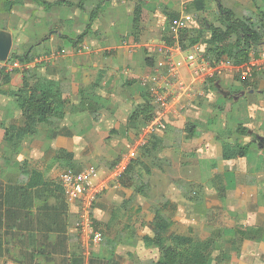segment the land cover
Instances as JSON below:
<instances>
[{"label": "crops", "instance_id": "1", "mask_svg": "<svg viewBox=\"0 0 264 264\" xmlns=\"http://www.w3.org/2000/svg\"><path fill=\"white\" fill-rule=\"evenodd\" d=\"M72 2L75 1L73 0ZM24 3L26 2L23 0L22 5ZM135 3L136 1L132 2V0L105 2L102 5L100 17L95 21L93 26L92 32H94V35H88L82 43L77 45H75L74 41L76 39L72 35L75 34L76 37L80 36L77 31L81 27H83L82 33H84L90 18L86 25L79 23L80 25L77 27V21L73 20L71 15H67L65 12L63 13V17L58 16V21L54 25H51V29H54L53 34L43 39L38 45L33 44L28 50L29 53H33L36 50L38 54L36 57H32L30 61L51 54L52 52L59 54L55 59L47 60L31 68L36 70L40 67L31 76L32 79L30 82L36 84L39 90H50L56 93L59 99L63 96L62 100L65 103L61 107L62 112L58 113L59 118H62V121L58 123H61V126L54 133L47 134L46 137L48 141H57V147L66 153L65 158L67 162H71L77 158L73 154L74 147L72 148L71 144V141L76 136L73 132V126L75 124L86 123L88 121L87 117H91L93 114L92 108L98 109V106L100 110L102 108L100 111V121L98 120L99 123L97 120L92 119L95 124L108 126L111 123L116 130L117 137L125 138L126 140L127 136L131 135L129 126L134 121L132 119L129 121V118H125L126 115L121 112L125 108V105L120 104V97L124 95L121 94L120 96L119 91L127 94L125 87L136 84V82L139 83L140 81L143 84V78L148 76L149 73L146 74L148 71L152 70V72H156L161 70V68L157 69L156 67L153 69L155 60L152 56H150V59L153 60V64L152 66L148 64V51L151 55L152 52H155L154 54L158 57L157 61H159L158 65L162 68L164 66L165 69H163L168 71L169 66L168 63L166 64L167 57L162 53H158V50L165 44L174 45L176 42V39H174L170 31L171 23L169 22L165 28L162 25L157 29V22L153 21L150 24H144V29L142 25L143 22H146L145 17L149 15L150 11L147 7V1H145L140 26L137 30L132 28ZM67 8L71 9V7ZM76 11V19H78V16L80 19L82 13L86 12L78 8ZM124 12L126 17L128 15L129 24L124 25L126 27L125 35L119 37L111 29L112 27H116V24H114L115 21L113 19L111 20V18L114 15H119ZM187 12H182L178 18L190 14ZM106 13L111 15V17L103 23L102 17ZM193 18V21L188 24L187 29L193 30L197 37H199L197 35L199 31L201 32L202 30V35H205L204 40L209 39L210 34L205 32L203 28L200 29L197 18L194 15ZM217 26H221V24ZM20 27L22 28V23ZM16 29L8 26L0 27V30L10 32L14 40L17 37ZM74 29L78 30L73 31ZM164 30L166 32L164 36L163 34L152 36L153 31L160 33ZM102 36L103 38L104 36H108L110 39L104 43L101 39ZM178 42L181 50L173 48L171 60L179 65L178 73L180 77L186 82H189L191 79H194L195 71L200 72L201 78L197 81V89L201 90L202 88L205 91V95L199 97L196 104L192 107L197 111V108L203 110L206 106H210L213 110H218L221 104L227 101H232V108L245 104L243 110L246 117L243 116L242 112L240 115L243 118L245 117L244 119L246 121H241L243 118L239 120V117H235V115L233 121H238L235 129L239 125H242L249 130L248 136H241L235 133L233 139L230 136L223 138L221 132H217L213 137L205 136L207 134L203 135L202 130L196 128L198 135L189 139V142L193 145L199 140L204 143L203 150H199L201 152H207L213 149L219 152V157L221 156L222 160L220 163H218L215 156L216 153L212 155L215 156L213 158L217 162L211 163V166H217L213 169L214 176L210 182H213L212 186L214 188H220L222 192L225 191V194L230 195L235 204V210L232 209L233 213L229 212L230 216L224 215V217H227L226 220L230 217L233 221L232 223H234L229 225V232H227L230 238H225L222 242L218 239V235L215 234L212 235L211 239L208 237V240L206 239L207 241L201 240V242H213L212 253L217 251L219 253L223 246L229 245L228 249L223 248L222 250H225L223 251L225 255L226 251L232 253L231 256L229 255L232 264H264V150L256 144L243 157L235 154H231V157L224 155L229 151L226 145L234 144L236 149H238L237 145L245 146L250 144L253 136H256L257 141L261 138V142L264 144V69L255 73L254 78L248 80L250 84L245 87L241 83L243 79L240 75L230 73L220 77L217 81V83L221 84L220 86L212 87L213 85L208 83L212 79L209 78L208 80L207 78L206 81L204 78L206 76L205 70L208 64L214 65L217 62L208 53L205 44L200 42L190 46L188 44L189 42L183 44L180 41V37ZM102 46H105L110 51L107 52L110 57L103 59L102 48L104 47ZM92 47L95 49L94 53L87 51L88 48L90 49ZM190 56L194 57V59L190 60ZM48 63L50 64L48 65ZM182 68H185L188 72L187 78L182 73ZM16 70L22 71L20 69H14L10 72L4 71V76L8 81L2 80L0 85L1 142L5 140L6 128L20 130L25 127L23 112L17 106L15 97L16 92L22 85V78L20 77L23 75L21 72L15 73ZM89 77H95L96 81L93 82L90 80L89 82ZM81 79H84L85 82L83 90L87 87L86 85H90L87 89L95 88L96 91L99 89L103 92V95L98 97V104L97 100L96 102H87L88 100L82 101L81 97L80 99H76V103L71 101V92H77V90L71 87L74 86L77 88L76 85L81 87ZM228 84L229 86H227ZM143 86L147 88V84H143ZM80 89H78V93L82 91ZM229 91L233 93L231 96H229ZM107 93H110V95ZM226 93H228V96L225 95ZM239 97L241 98L239 99ZM93 103H96L97 107H94ZM106 111L109 112L108 115L105 113ZM229 114L233 113L229 112L226 115ZM217 115L222 117L221 113H217ZM15 117L20 118V126L14 122ZM195 117L198 119L199 114ZM177 119L182 121L181 117ZM254 120L257 121L256 124H253ZM187 123L199 126V124H196L197 121H187ZM167 124L168 127L173 124L171 119L168 120ZM256 125L262 128L261 132L253 131ZM120 126L123 128L122 131L119 129ZM38 134L35 131V133L28 134L25 137L28 138ZM161 134L163 133L158 134V136L161 137ZM17 138L19 140L23 139L19 136L15 137V139ZM212 138L216 140V143L213 142ZM133 143L134 140L131 139V146ZM14 150L16 151V149ZM55 150L54 147L47 149L40 148L39 143H35L31 150H24L23 148L20 151L13 152L12 149L8 151L6 146L4 152L0 151L1 264H85L82 261L83 256L79 255L80 251H85L84 246L86 245L83 239V231L80 227L82 217L80 210L82 208L78 204L70 203L65 197L61 184L63 171L61 169L64 164H51L56 158ZM249 152H254L255 157L253 158L251 156L248 158ZM11 154L16 156H14L15 160H9ZM16 158L20 160L16 162ZM239 160L240 163H237ZM24 161H28L29 163H19ZM120 187L121 189L118 192L114 189L116 187L107 189V193L102 199L105 205L98 204L101 199H98L94 204L90 217L93 230H96L94 228L95 226H103L106 229L110 226L113 221V213H110V215L107 213L110 203L122 201L123 194L128 193V189L124 188L121 183ZM226 203L228 204V201ZM126 217L128 219V216ZM102 245L103 243L100 246H95L96 251H99ZM130 247L129 245L127 246L129 249L127 252H130ZM124 251L118 250V256H115L110 264H124L127 259L122 256ZM225 255L216 256L214 264L219 261L221 262L223 259H227ZM125 257L128 256L125 254Z\"/></svg>", "mask_w": 264, "mask_h": 264}, {"label": "rangeland", "instance_id": "2", "mask_svg": "<svg viewBox=\"0 0 264 264\" xmlns=\"http://www.w3.org/2000/svg\"><path fill=\"white\" fill-rule=\"evenodd\" d=\"M7 1L8 0H0V27L8 26L12 27L13 29L18 27V29H16L17 37L14 40L11 53L20 54L28 52L33 44L38 45L43 39L51 36L54 32V29H51V25H54L58 21V16L63 17V13L65 12L67 15L70 14L73 20L77 21V27H79V23L86 25L90 18L91 12L96 8L97 3L99 2V0H90L87 2L85 5L86 12L82 13V17L80 19L79 16L78 19H76L75 17L77 11L75 8L69 9L67 7L64 8V6H57L53 7L47 12V10L43 9V7L39 4L31 2L30 0H24L26 3L23 5L22 2L21 4H16L14 9L9 10ZM46 1L56 2V0ZM74 1L77 3L80 0ZM134 1L135 0H132V2ZM145 1H147V7L150 9V11L149 15L145 17L146 22H143L142 26H144V29L146 24H150L153 21L157 22V29L162 25L165 28L169 22L172 24L175 18H178L182 12H187V9L192 10L191 12H187L192 16L194 15L196 17L198 14H200L202 18H206L208 21L220 25V23L217 21L218 16L216 14V0H203L204 8L201 12H198V10H201L199 9L200 7H198V3H193L195 0ZM221 2L223 3L224 7L234 10L238 17L249 19L255 23H257V21H259L261 18L260 13H264V0H221ZM110 17L111 15L106 13L102 17V22L105 23V21L110 19ZM149 17L152 18V20H150ZM112 19L115 21L114 24H116V27L111 28L112 31L115 32L116 35L118 34L119 37H121V35L124 36L126 30L124 25L129 24L128 15L126 17L124 12L119 15H114L111 20ZM197 21L199 24L198 26H200V29H202L201 20L197 19ZM21 23L22 28L20 27ZM82 28L83 27L77 31L79 35L82 34ZM132 28H134L133 24ZM78 29H74L73 31ZM91 32L88 34L89 36L94 35V32ZM201 32L199 31V34L197 35L202 40H204L205 35H202ZM152 33V36L160 34H163L164 36L166 34L165 30L160 33L156 31H153ZM72 36L75 39L78 38V36L76 37L75 34ZM101 39L105 43L108 42L110 38L108 36H104L103 38L102 36ZM102 47H104L102 48L103 59L110 57V55L107 53L110 51H108L105 46ZM94 50L95 49L92 47L90 49L88 48L87 51H92L91 53H94ZM263 50L264 45L260 47L257 52ZM33 53H30L32 54L31 57L33 58L38 55L36 50H34ZM154 53L155 52H152L151 55V53L148 51L147 56L149 58L152 56L156 62L158 57ZM158 53H160L159 50ZM155 62L153 69L156 67L157 69L161 68L160 71H165L164 66L163 69L158 65L159 61H157L156 64ZM49 64L50 63H48V65ZM1 67L2 65H0V69L3 70ZM39 68L40 67H38V69ZM38 69H33L31 73L34 74L36 71H38ZM153 73L155 72H152L151 70L146 74L150 75ZM182 73L186 76V78L188 77V72L185 68H182ZM88 80L89 82L90 80L95 82L96 78L89 77ZM81 83V87H79V85H76L77 88L74 86L71 87L72 89L77 90V92H71L72 102H75L77 98L80 99V97L83 100V94L80 91L78 93V89L81 88L80 90H83L85 83L84 79H81ZM86 86L88 87L90 85ZM227 86H229V84ZM87 87H85L83 90L85 91L84 96L87 97V102H96L97 100L98 104V97L102 96L103 92H101L99 89L96 91L95 88L87 89ZM125 91L127 94L119 91L120 96L121 94L124 95L120 97L119 101L120 104L125 105V108L121 112L124 113L126 115L125 118H129L130 121L138 106L146 104L147 101H150V96L148 94L147 88L143 86L141 81L139 83L136 82V84L125 87ZM107 94L110 95V93ZM240 98L241 97H239V99ZM62 99L63 96H61L58 102H63L64 100ZM231 102L232 101H227L226 103L221 104V107L218 110H213L210 106H206L203 110L197 108V111L195 108H191L187 105L185 108H180L176 115L169 117V120L171 119L173 124L169 125V127L167 125V129L162 132L163 134H161V137L159 136L162 141L161 146L158 148V150H155L152 153L150 158H142L143 162H145L148 165V168L151 170L150 173L147 174L143 167L142 169L138 167L137 170H135V172L142 174L141 182H139L138 179L134 181L136 187H139L141 184L143 185V187H140L141 191H136L135 186L127 188L128 193L123 194V200L110 203L109 210H106L109 215L110 213H113V221L111 222L110 226L107 229L103 226H101L102 228L100 226L94 227L96 230L102 231L105 236L103 240L104 242H102V248L99 251H96L95 246L90 243V236L86 235L82 229L83 239L86 242V245L84 246L86 252L82 250L80 251L79 255L83 256L82 261H84L85 264H110L115 256H118V250H125L124 253H122V256L127 258L124 264H152V262H155L162 256L160 249L152 241V239L155 238L153 224L156 222L159 216L167 223L172 222L170 229L166 234L168 241L165 246L172 245L173 243L177 244V241L175 242V238L177 236H186L187 238L192 239V241L194 240L196 244L200 243L201 240H208V237L211 239L212 235L215 234L218 235V239L222 242L225 240V238H230V235L227 232H229V225L234 223H232L233 221L230 219V217L228 219L229 221L226 220L227 217H224V215L230 216L229 212L233 213V210H235V204L233 203V199L230 197V195H227V193L225 194V191L222 192L220 188H214V186H212L213 182H210L211 178L214 176L213 169L217 166H211V163H215L217 160L218 163L222 162L221 156L219 157V152L215 149L211 151L208 150L207 152L199 151L200 149L203 150L204 143L199 140L194 144L195 146L191 144L189 139L186 137L188 133L185 128L186 124H188L187 121H197L196 124H199V126L195 125L196 128L202 130L204 133L203 135L207 134L205 136L213 137L217 132H221L223 138L230 136L234 139L233 136L235 133L237 134V129L235 128L238 125V121H233L234 115L235 117H239V120L243 118V116H245V112L243 110L245 104L232 108L233 104ZM97 104L93 103V106L97 107ZM229 104L231 105L228 106ZM96 109L97 108L91 109L93 114L91 117H87L88 121L86 123L75 124V126H73V132L76 136L74 137V140L71 141V144L72 148L74 147L73 154L77 158L71 162H67L64 153H60L61 149L57 147V141H48L46 137L47 134L54 133L55 130L57 131L60 128L61 123H58L59 121H62V118H59V114L54 115L52 118V120L55 121L53 128L47 127L44 124L37 126L35 129L39 134L36 136L28 138L22 137V140L17 138L8 142L9 140L7 139L5 133V140H2V142L0 140V151L4 152L6 146L8 151L12 149L13 152L20 151L23 148L24 150H31L35 143H39L40 148L47 149L49 147H54V149H56V158L51 164H64L63 168L61 169L63 170L62 174L69 171L76 173L81 171V169H85V166L92 165L99 170L100 180L108 181L115 163L130 150L131 139L137 140L140 138V134L145 128L143 127L145 119L142 115H140L135 120L133 119L135 122H133V124L130 123L129 126L131 135L127 136L126 140L125 138L117 137L118 135H116V130L111 123L108 126H101L93 122V120H97L99 123V118L101 117L100 111L102 108L100 110L98 106V109ZM61 112L62 110L58 109V113ZM229 112L233 114L226 115ZM241 112L243 113V116L240 115ZM105 113L107 115L109 114L107 111ZM217 113H221L222 117L217 115ZM197 114H199L200 119L195 117ZM180 117L182 118V121L177 119ZM17 118L18 117H15L14 122L20 126L21 120L20 118ZM244 118L241 121H246ZM115 123L117 124V122ZM256 123L257 121L254 120L253 124ZM116 127L118 126L116 125ZM119 129L122 131V126H120ZM261 130L262 128L256 125V128H254L253 131L261 132ZM13 134L16 137V131H13L11 136H13ZM212 139L213 142L216 143V140L214 138ZM14 149H16V151ZM213 154L216 156L217 160L213 158L215 157L212 156ZM14 156V154H11V158H9V160H15L16 156ZM251 156L254 158L255 153L249 152L248 158ZM18 160L20 159H17L16 162ZM19 163L25 164L29 162L24 161ZM237 163H240V160ZM124 179L125 178H121V182ZM110 187H116L114 189L117 192L121 189L120 185L116 186L115 182L109 180L107 186L98 196V199H101L98 204L105 205V202H103L102 199L107 193V189ZM226 201H228V204ZM80 212L82 214L83 210H80ZM126 216H128V219ZM86 218L87 223L91 224L89 216ZM128 245L131 246L130 252H127V250H129L127 248ZM223 248L228 249L229 245L223 246L219 253L218 251L215 253L213 252L214 254L212 253L208 264H214V259L216 256L218 257L222 254L225 255L223 252L225 250H222ZM125 254L128 257H125ZM231 254L232 253L226 251L225 256L227 259H223L221 262L219 261L215 264H232L231 257L229 258V255L231 256Z\"/></svg>", "mask_w": 264, "mask_h": 264}, {"label": "trees", "instance_id": "3", "mask_svg": "<svg viewBox=\"0 0 264 264\" xmlns=\"http://www.w3.org/2000/svg\"><path fill=\"white\" fill-rule=\"evenodd\" d=\"M31 1L44 7V9L46 10H51L53 7L57 6H66L75 9L78 8L82 11H85V5L90 0H81L77 3L67 0H59L51 3L47 2L46 0ZM109 1L113 0H99L96 8L90 14V20L87 24L85 32L78 36L76 41H74L75 45L82 43V41L92 31L95 21L100 17L102 5L105 2ZM135 1L136 3L133 24L134 28L137 30L142 20L145 0ZM21 2L22 1L18 0H8L7 6L9 10H11L17 3L21 4ZM216 2V14L218 16L217 21L220 22L221 26H217L215 23L208 21L206 18H202L200 14L196 16L198 20H201V25L204 31L210 34V38L207 40H201L199 37L196 36L193 30L185 29L180 34V41L183 44L189 42L188 44L190 46H193L200 42L204 43L208 50V53L212 55L213 59L216 62L225 59L230 61L235 66L244 65L245 63L249 62L250 53L252 51H257L260 47L264 45V13H260L261 18L259 19V21H257V23H255L249 19L238 17L232 9L224 7L221 0H216ZM193 3H198V7H200L199 9H201L198 10V12H201L203 10V0H195ZM187 11L191 12L192 10L187 9ZM31 56L32 54H30L29 52H25L24 54L11 53V58L8 60V62L19 61L22 64H25L31 60ZM148 64L152 66L153 60L148 58ZM32 70L33 69L30 68L24 71H15V73L21 72L23 75L22 85L16 92L15 97L17 106L23 112V116L25 119V127L20 130H10L6 128V136L9 142L15 140V135L13 134V136H11V133H13V131H16V136L22 138L28 134L35 133V128L39 124H44L47 127L53 128V125H55V121L52 120V118L54 115L58 114V109L61 110L62 105L65 103V101L58 102L60 99L58 98L56 93L50 90H39L36 84H32L30 82L32 79L31 76L34 75L31 73ZM1 72L3 75V80L7 82L8 80H6L7 78L4 76L3 70H1ZM219 79L220 78L212 79L208 83L210 85H213L212 87L220 86L221 84L217 83ZM241 83L242 85H244V87L250 84L248 80H242ZM81 93L83 94L82 101L87 100V97L84 96L85 91L82 90ZM232 94L233 93L229 91V96H231ZM156 112L157 108L156 106H153L150 97V101H147L146 104L138 106L135 111V114H133L131 119L135 120L140 115H142L145 119L143 125V127H145L148 122L151 121L152 118L155 116ZM185 129L188 133V135L186 136L187 139L194 138L196 137V135H198L196 126L193 124H186ZM237 133L241 136H248L249 130L247 128H244V126L239 125L237 128ZM161 143L162 141L160 137L154 134L149 139V142L143 147H141L138 158H136L137 160L135 159L131 163L125 174L122 176V178H125L121 182L123 187L130 188L135 186L134 181L137 179L139 182L142 181V174H140L139 172H135L138 167L140 169H142L143 167L147 174L150 173L151 170L148 168V165L143 162L142 158H150L152 156V153L155 150H158V148L161 146ZM257 143L258 141L256 136H253L250 144H247L245 146L237 145L238 149H236L234 144L226 145L224 143L226 145V148L229 149V151L226 152L224 155L226 157H231V154H235L240 155L239 157H243L247 155L251 147L255 146ZM60 153L62 154L64 152L60 151ZM64 155H66V153H64ZM137 187L135 188L136 191H141L140 187H143V185L141 184L138 188ZM171 224L172 222L167 223L160 216L153 224L155 238H153L152 241L160 249L162 256L155 262H152V264H208L213 251V242H200L196 244L194 240L192 241V239L187 238L186 236H175V242L177 241V244L173 243L172 245L165 246L168 241V237L166 234L168 233Z\"/></svg>", "mask_w": 264, "mask_h": 264}, {"label": "built area", "instance_id": "4", "mask_svg": "<svg viewBox=\"0 0 264 264\" xmlns=\"http://www.w3.org/2000/svg\"><path fill=\"white\" fill-rule=\"evenodd\" d=\"M193 16L188 14L175 19L171 24V34L176 39L174 45H163L160 48V53L166 55L168 63V71H156L143 78V84H147V88L152 100V103L157 108V112L151 121L145 126L140 134V138L134 140L130 150L122 156L117 164L112 169L109 180L120 185L121 178L137 158L141 147L149 142L152 135L160 134L167 129L169 117L176 115L180 108H185L187 105L192 107L196 104L199 97L205 95V91L201 88L198 90L197 81L201 78V73L194 72V79L189 82L180 77L178 73L179 65L171 60L173 54L172 49L177 48L181 50L179 45V37L183 30L188 28V24L193 21ZM57 52L41 56L38 59L22 64L19 61L3 62L2 69L10 72L14 69L22 71L36 67L47 60H53L57 57ZM194 57L190 56V60ZM264 69V50L252 51L250 53L249 62L241 66H235L228 60H221L214 65L208 64L206 67L207 78L215 79L221 76L230 74L240 75L243 80H252L255 73ZM203 86V85H202ZM108 180V181H109ZM100 181V182H98ZM108 181H101L99 177V170L95 166H86L85 169L73 173L71 171L63 173L61 176L62 189L65 197L70 203L80 204L83 210L80 227L90 236L89 240L94 246H100L104 240V235L101 231L93 230L90 223H87V216L92 215L94 204L98 200L99 194L107 186Z\"/></svg>", "mask_w": 264, "mask_h": 264}, {"label": "water", "instance_id": "5", "mask_svg": "<svg viewBox=\"0 0 264 264\" xmlns=\"http://www.w3.org/2000/svg\"><path fill=\"white\" fill-rule=\"evenodd\" d=\"M14 45V39L10 32L5 30H0V62H6L11 58V52ZM3 80V75L0 70V84ZM229 93V92H228ZM228 93L225 95L228 96ZM261 138L258 141L257 145L259 148L264 150V144L261 142Z\"/></svg>", "mask_w": 264, "mask_h": 264}, {"label": "clouds", "instance_id": "6", "mask_svg": "<svg viewBox=\"0 0 264 264\" xmlns=\"http://www.w3.org/2000/svg\"><path fill=\"white\" fill-rule=\"evenodd\" d=\"M6 62H8V61H6ZM0 63H3V62H0ZM1 70V69H0Z\"/></svg>", "mask_w": 264, "mask_h": 264}]
</instances>
